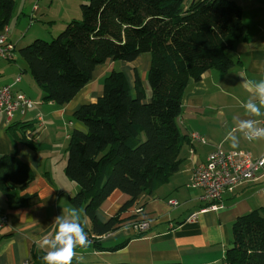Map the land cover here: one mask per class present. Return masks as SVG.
<instances>
[{
	"label": "trees",
	"instance_id": "obj_1",
	"mask_svg": "<svg viewBox=\"0 0 264 264\" xmlns=\"http://www.w3.org/2000/svg\"><path fill=\"white\" fill-rule=\"evenodd\" d=\"M14 6L15 0H0V33ZM80 11V19L72 18L52 40L37 38L23 47L14 45L12 54L22 58L43 101L57 105L73 99L98 65L132 62L142 53L150 54L146 76L150 97L137 68L133 86L123 71L112 69L102 78L96 101L80 105L72 114L65 174L78 190L68 201L83 208L91 245L100 247L103 235L126 221L140 220L136 219L144 206L140 197L152 195L179 170L182 146L188 140L177 123L185 87L208 70L226 73L235 64L229 51L247 35V25L235 0H89L80 4ZM30 126L19 122L8 128L14 137L20 131L22 139L26 131L33 132ZM33 178V172L14 156L0 160V189L11 209L29 205L31 195L19 192ZM114 191L128 199L103 222L97 210ZM137 203L141 211L122 216ZM45 252L33 248L27 264H43ZM223 261L264 264V208L234 221ZM72 264L84 263L74 257Z\"/></svg>",
	"mask_w": 264,
	"mask_h": 264
},
{
	"label": "crops",
	"instance_id": "obj_2",
	"mask_svg": "<svg viewBox=\"0 0 264 264\" xmlns=\"http://www.w3.org/2000/svg\"><path fill=\"white\" fill-rule=\"evenodd\" d=\"M235 1L241 6L247 35L229 51L235 64L226 73L211 69L198 81H188L177 117L179 130L188 139L181 150L183 162L152 195H142L138 200L144 206L136 219L147 220L149 226L137 232L131 220L126 221L117 230L99 238L100 247L91 244L78 247L75 257L84 264H221L233 238L234 221L253 209L264 208V166L255 179L224 191L221 196L223 207L217 210L200 212L205 205L201 199L202 189L190 186L193 169L216 148L225 153L244 150L253 158L264 156V139L249 141L235 132L238 137L235 147L225 139L235 128L234 118H248L242 104L247 102L250 94L241 86L239 74L243 72L256 81L264 79V0ZM13 58L10 64L0 61V88L10 84L14 92L21 91L35 104L28 109L18 108L9 124L0 113V160L7 155L14 156L33 172L34 178L19 192V195H31L28 206L11 209L7 196L0 189V264H27L33 248L46 251L39 247V241L54 231V218L71 208L64 196L69 197L72 192L58 185L57 182L62 181L54 176L56 166H62L63 155H66L73 112L84 103L96 101L102 92L100 82L111 61L98 65L93 78L73 99L57 105L43 101L41 91L28 75L25 65L22 68L18 63L11 64L16 61L14 54ZM138 59L132 62L137 64ZM147 70L139 72L142 80L146 78ZM124 73L133 86L131 71ZM18 76L20 79L15 82ZM144 85L145 93L150 97V89ZM255 119L259 127H264L262 116ZM19 122L32 124L30 127L34 130L30 131L29 138L20 139L18 130L14 137L9 130V126ZM58 148L64 150L57 159ZM25 152L27 155H22ZM64 182L69 186L72 184V191L78 190L76 182L70 179ZM127 199L125 194L114 191L98 208L99 220L106 221ZM170 200H176L177 204L170 205ZM139 204L131 206L122 216L133 214ZM193 213H196L195 218L189 219ZM84 229L87 233L88 228ZM125 240L126 245L119 248L117 245Z\"/></svg>",
	"mask_w": 264,
	"mask_h": 264
},
{
	"label": "built area",
	"instance_id": "obj_3",
	"mask_svg": "<svg viewBox=\"0 0 264 264\" xmlns=\"http://www.w3.org/2000/svg\"><path fill=\"white\" fill-rule=\"evenodd\" d=\"M8 31L9 29L5 27L0 33V57L6 60L13 57L12 50L14 48L11 42L6 41ZM19 79L18 76L15 82ZM34 104L33 100L23 93L14 92L10 84L4 85L0 89V113L3 114L7 124L11 123L18 108L28 109ZM261 123L264 124V116H262ZM29 133L30 131L25 132L26 139L29 138ZM193 135L198 137L196 134ZM263 166L264 156L253 158L244 150L225 153L216 148L211 151L206 160L193 169L190 178V186L202 189L201 199L205 205L200 208V212L222 208L221 196L224 191L232 190L248 180L255 179ZM169 204L175 206L177 201L170 200ZM135 211L139 212L141 209L137 208ZM195 216L196 213H193L189 219H194ZM131 224L135 231H142L149 226L147 220H136Z\"/></svg>",
	"mask_w": 264,
	"mask_h": 264
},
{
	"label": "rangeland",
	"instance_id": "obj_4",
	"mask_svg": "<svg viewBox=\"0 0 264 264\" xmlns=\"http://www.w3.org/2000/svg\"><path fill=\"white\" fill-rule=\"evenodd\" d=\"M88 1L89 0H15V6L8 23L9 31L6 36V41L11 42L15 46L17 43V47H23L37 38L50 41L65 29L66 25L72 18L80 19V4L87 3ZM15 53L14 57H16V61L11 64L15 65L18 63V65L23 68L25 64L22 58L17 52ZM0 61L4 64H10L11 62V60L5 59H0ZM149 62V53L140 54L137 64L122 60H114L111 61V64H109L110 61H108L106 63L109 64V67L105 75H107L112 69L121 70L126 73L131 71L132 74L135 67L142 73L148 68ZM110 65L112 66L110 67ZM27 73L30 75L28 70ZM23 79V82H25V77H23ZM143 81L146 85H148L146 78H144ZM100 83H102V81ZM71 129L72 128H70V132ZM63 150H59L60 152L58 151L57 159ZM66 158L67 155L64 154L62 158V166H56L54 176L61 179L62 182H57L59 186H64L65 188L71 190L72 193L70 194L74 195L76 192L72 191V184L69 186L64 182V180L66 181L68 179L65 174ZM67 182L71 183L70 181ZM64 201L69 203L67 195L64 196ZM68 206L72 208L71 205ZM80 209L82 210V224L84 225V228H89V220L83 208Z\"/></svg>",
	"mask_w": 264,
	"mask_h": 264
},
{
	"label": "clouds",
	"instance_id": "obj_5",
	"mask_svg": "<svg viewBox=\"0 0 264 264\" xmlns=\"http://www.w3.org/2000/svg\"><path fill=\"white\" fill-rule=\"evenodd\" d=\"M241 86L250 94L247 102L242 104L245 116L248 118H234L235 128L225 137L233 147L236 146L239 132L249 141L264 139V127H259L256 117L264 116V79L256 81L249 79L245 73L239 74ZM27 155V153H22ZM81 209L72 207L65 214L58 215L53 220L55 229L45 234L39 241V247L45 249L41 257L43 264H72L76 249L86 247L91 241L81 222Z\"/></svg>",
	"mask_w": 264,
	"mask_h": 264
}]
</instances>
